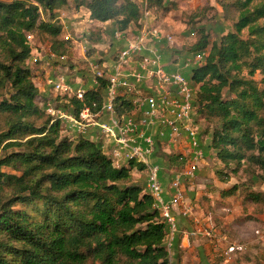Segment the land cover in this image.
I'll list each match as a JSON object with an SVG mask.
<instances>
[{"label":"trees","instance_id":"1","mask_svg":"<svg viewBox=\"0 0 264 264\" xmlns=\"http://www.w3.org/2000/svg\"><path fill=\"white\" fill-rule=\"evenodd\" d=\"M67 1L0 0V264H170L165 218L146 186L132 181L134 166L138 172L145 166L134 159L116 165L98 132L90 134L99 139L73 134L36 102L28 34H47L51 53L63 55L70 40H59L62 26L41 14L54 15ZM71 1L92 20L114 21L116 32L141 26L134 0ZM218 1L237 12L232 29L212 40L202 29L189 48L204 53L202 60L182 72L196 86L195 114L212 124L209 148L229 173L241 172L253 186L264 183V0ZM105 86L103 79L97 90L87 89L83 102L61 93L45 104L77 114L83 103L100 106ZM117 98V112H130L128 100ZM158 150L170 167L187 162L162 152L160 143ZM247 198L258 202L264 194L249 188Z\"/></svg>","mask_w":264,"mask_h":264},{"label":"rangeland","instance_id":"2","mask_svg":"<svg viewBox=\"0 0 264 264\" xmlns=\"http://www.w3.org/2000/svg\"><path fill=\"white\" fill-rule=\"evenodd\" d=\"M134 1L140 6L142 14L144 10L149 11L147 22L150 27L170 33L173 39L172 42H165L151 38L144 49V55L160 54L164 66L185 71L186 74L196 54L189 48L197 41L201 30L208 33L211 40L216 39L232 29L237 13L234 7L225 10L218 0H161L160 5L156 3L150 5V0ZM41 19L60 24L62 32L57 38L70 40V43L66 44L64 58H60L61 55L56 53L55 57H51V37L37 31L28 34L33 47L28 65L31 68L32 81L40 91L36 102L46 109V97L62 96L61 92L54 91L47 83L48 78L64 76L67 83L72 86L73 92L80 86L88 89L92 76L90 63L102 60L101 63L112 64L124 41L120 39L122 37L119 33L116 34L114 21L92 20L86 8H76L71 0L56 10L54 15L43 12ZM139 27L131 25L127 35L135 36ZM91 34L92 37L88 39ZM149 48L153 51H149ZM256 76L259 79L261 74ZM72 94H66V97ZM194 119L205 158L199 160V169L193 181L186 178L182 181L183 201L189 205L190 211L183 215L181 203L173 208L179 231L175 233L170 247V264H264V199L252 202L247 198L249 188L264 194V183L256 182L251 186L250 183L254 182L241 172L229 173L209 148L212 124L209 125L196 114ZM68 130L77 134L72 129ZM104 141L107 143V137H104ZM181 141L183 140H177ZM108 145H111V141ZM108 145L106 144V149ZM10 150L12 148L7 151ZM161 150L165 154L187 158L185 164L176 163L170 167L159 150L155 153L154 161L161 166L163 182L169 187L172 172L183 170L187 166L190 160L189 147L185 143L181 147L178 143H163ZM125 163V160L121 162ZM2 170L15 173L7 166H3ZM217 170L227 172L229 179L222 180L217 175ZM132 172V181L146 186V173L138 172L135 166ZM244 182L250 184L246 189L242 184ZM234 185L238 187L233 193L223 194ZM205 230L210 232V236L203 234ZM185 232L188 236H185ZM175 238L178 242H175ZM231 245L235 246L236 250L228 259L224 256V251Z\"/></svg>","mask_w":264,"mask_h":264},{"label":"built area","instance_id":"3","mask_svg":"<svg viewBox=\"0 0 264 264\" xmlns=\"http://www.w3.org/2000/svg\"><path fill=\"white\" fill-rule=\"evenodd\" d=\"M148 16L149 11L144 10L143 21L135 36H128L127 31L116 32L122 37L120 39L124 41V45L119 49L112 64L90 63L92 76L88 89L97 90L100 81L106 80L100 106L97 101L92 100L83 103L77 114H73L55 108L49 101L46 102V111L55 118L62 119L68 128L77 134L89 136L91 131L95 130L99 138H102L105 149L106 144L111 141L106 150L116 165H122L124 160L127 163L128 160L134 159L145 166L146 191L152 195L154 206L165 218L169 231L167 246L170 248L175 233L179 231L174 206L181 203L183 215L190 211L189 205L183 201L182 181L194 177L204 152L194 119L193 98L196 86L182 70L164 66L160 54L144 55V49L151 38L165 42L173 41L170 33L150 27ZM149 51L153 49L149 48ZM50 55L55 57L54 53L50 52ZM203 55L204 53H196L190 66L199 63ZM60 58H64V55ZM47 83L56 92L67 95L73 93L70 97L75 96L84 101L87 88L80 86L73 92L72 86L62 75L48 78ZM119 95L128 100L130 112H117L116 101ZM94 135L92 139H99ZM104 137H107V143ZM178 139L183 141L177 142ZM159 143L160 146L163 143H178L180 147L185 143L189 147L190 160L183 170L172 172L169 187L163 182L161 166L154 161ZM183 155L185 156L184 152ZM184 234L188 236L186 232ZM203 234L210 236V232L206 230ZM235 250V246H229L224 251V256L230 259Z\"/></svg>","mask_w":264,"mask_h":264}]
</instances>
